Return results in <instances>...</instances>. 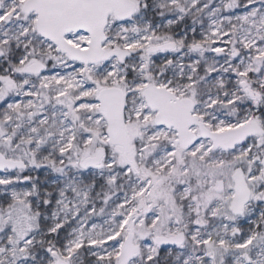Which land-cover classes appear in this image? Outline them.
Instances as JSON below:
<instances>
[{
	"label": "snow or ice",
	"instance_id": "obj_1",
	"mask_svg": "<svg viewBox=\"0 0 264 264\" xmlns=\"http://www.w3.org/2000/svg\"><path fill=\"white\" fill-rule=\"evenodd\" d=\"M0 264H264V0H0Z\"/></svg>",
	"mask_w": 264,
	"mask_h": 264
}]
</instances>
